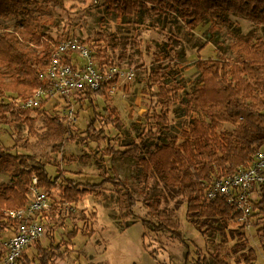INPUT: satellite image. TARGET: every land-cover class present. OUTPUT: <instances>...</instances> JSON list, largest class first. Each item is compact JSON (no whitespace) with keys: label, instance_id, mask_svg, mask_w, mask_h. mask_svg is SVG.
Wrapping results in <instances>:
<instances>
[{"label":"rangeland","instance_id":"obj_1","mask_svg":"<svg viewBox=\"0 0 264 264\" xmlns=\"http://www.w3.org/2000/svg\"><path fill=\"white\" fill-rule=\"evenodd\" d=\"M29 9L35 20L34 26L52 40L53 48L63 38H76L97 53L99 42L103 45L106 43L98 41V33L108 37L113 34L116 39L110 46L115 48L109 49L112 58L122 71L132 75L123 76L106 98L93 96L90 105L77 107V122L66 139L56 144L47 143L42 138L47 120L60 118L66 110L61 105L55 107L58 100L50 102L44 110L14 108L37 118V133H31L25 124L0 122V149L14 155L27 154L33 156L34 160L27 163L0 162V184L12 182L9 167L21 170L38 164H45L51 176H55L57 169H60L75 178L100 183L104 175H110L115 170L121 179L138 183L136 159L123 153L111 157L106 150L112 147L124 151L142 139H146L145 143L150 145L164 142L166 136H179L182 139V133L188 129L190 121L201 116L198 112L187 111L178 103H161L154 99L153 93L158 88L149 85V74L155 63V54L160 52L161 47L170 43L184 52V64L191 66L184 71L189 89L197 77V68L193 64L199 58H234L231 44L235 40L237 25L243 34L264 38L263 22L235 14L231 15L232 27L219 25L210 34V21L189 28L175 17H159L154 12L140 13L131 19L122 18L108 12L104 0H36ZM24 18L0 17V32L22 31ZM211 35L214 40H211ZM11 96L15 97L17 93L6 92L3 100L8 101ZM107 108H116L121 121L115 125L97 121V128H102L104 132L94 136L88 134L86 129L94 116L104 114ZM164 111L168 112V127L158 123V116ZM7 116L10 117L11 112ZM224 129L232 131L234 126L227 123ZM100 155H103L102 159H99ZM60 195V189H55L48 198L50 204L59 200ZM134 197V215L125 217L116 189L105 183L85 196L78 205L64 208L60 215L51 211L49 218L44 216L46 228L43 237L29 245L24 252L35 256L37 243L44 248L52 247L57 254L53 264H215V245L222 242V236L204 234L195 228L190 221L193 217L189 214L184 195L177 187L166 183L159 171L151 174L146 194L135 192ZM149 198L160 200L161 208L179 222L180 238L168 231H155L147 225V221L155 222L148 214L146 202ZM250 221L252 224L245 228L247 245L235 253H229L223 261L246 264L241 256L254 248L257 252L254 264H264V232L260 231L264 216L255 215ZM197 224L202 225V222ZM239 225L234 220L229 221L230 228H239ZM72 230L77 231V236L69 241L68 233ZM10 234H0V242ZM226 239V247H232L237 241V237H232L229 231ZM0 264H3V259Z\"/></svg>","mask_w":264,"mask_h":264},{"label":"trees","instance_id":"obj_2","mask_svg":"<svg viewBox=\"0 0 264 264\" xmlns=\"http://www.w3.org/2000/svg\"><path fill=\"white\" fill-rule=\"evenodd\" d=\"M34 1L36 0H0V17H25L22 31L0 32V122L25 124L31 133L36 134L37 118L32 117L29 112L20 113L14 110L13 102L3 100L6 92H15L21 98L30 96L40 84V72L48 63L53 42L34 26L35 20L29 9ZM104 2L108 12L122 18L131 19L140 13L154 12L159 17H175L189 28H196L210 21V34L214 33L219 25L232 27L233 14L264 23V0ZM238 29L237 25L235 40L231 44L234 58H199L193 64L197 68V77L189 89L184 71L191 66L184 64V52L166 43L160 52L155 54V63L149 74V85L158 88L157 92L153 93L156 102H175L187 111L198 112L201 116L190 121L188 129L182 133V139L179 136H166L164 142L154 145L146 144V139H142L140 143L131 144L124 151L114 150L112 147L106 150V154L111 157L123 153L136 159L138 183L121 179L115 170L110 175H104L101 182L97 183L75 178L60 169H57L55 176H51L45 164L26 166L21 170L9 167L12 182L0 184V234L13 231L17 219L8 216L6 211L26 207L34 177H37V187L46 191L49 197L55 189L59 188L61 191L60 199L51 204L49 213L43 211V216L47 218L51 211L60 215L64 208L78 205L85 196L95 192L105 183L116 189L123 215L132 217L136 204L134 193L145 195L149 178L153 171L157 170L163 175L166 183L177 187L184 195L188 202L189 214L193 217L190 221L195 228L204 234L222 236V242L215 245L214 263L230 264L223 259L229 253H235L247 245L245 228L252 222L241 224L239 228H230L229 221H235L239 213L223 196L208 200L205 197V189L214 175L232 172L250 161L253 154L264 146V38L243 34ZM98 36V41L106 42L104 45L99 42L96 48L98 57L102 63L114 62L109 49L115 48L110 45L116 37L113 34L108 37L103 33H98ZM211 40H214L212 35ZM93 96L106 98L107 94L102 88L95 91ZM93 96L87 92V99L90 101H80L79 108L90 105L94 100ZM8 112H11L10 117L7 116ZM164 112L158 116V123L168 127V112ZM97 121L115 125L121 118L116 108H107L104 114L94 116L86 129L88 134L94 136L104 132L102 128H97ZM75 123L66 126L60 118H50L46 122L47 128L42 139L52 144L62 142ZM227 123L234 126L232 131L224 129ZM96 154L98 155L97 152ZM99 157L102 159L103 155ZM28 160H34V157L27 154L14 155L0 149V162L27 163ZM258 195L254 204V216H264V185L259 189ZM146 203L148 214L155 219V222L147 221V225L155 231H168L180 238L179 222L161 208L160 200L149 198ZM197 222H202V225ZM227 231L232 237H237L232 247H226L224 244L227 242ZM260 231L264 232V225ZM76 236V230L70 231L69 241ZM262 248L264 250V243ZM36 249L35 256L23 252L17 264H53L57 255L54 248H44L37 243ZM256 258L257 252L254 248H250L247 254L241 256L246 264H254Z\"/></svg>","mask_w":264,"mask_h":264},{"label":"built area","instance_id":"obj_3","mask_svg":"<svg viewBox=\"0 0 264 264\" xmlns=\"http://www.w3.org/2000/svg\"><path fill=\"white\" fill-rule=\"evenodd\" d=\"M115 62L102 63L98 52L87 43L76 38H63L52 47L46 68L40 72V84L27 98L10 97L19 110H44L53 100L55 107L64 106L60 119L66 126L77 122L76 110L82 100L86 102L87 92L93 93L104 88L106 94L115 89L120 79L132 73L125 72ZM85 98V99H84ZM58 108V107H57ZM76 109V110H75ZM60 114V112H58ZM37 177L31 186L33 197L26 207L7 211V215L17 219L10 236L0 242V256L3 264H17L24 250L40 240L45 233L43 211L49 213L50 202L46 191L37 187ZM264 185V148H259L250 161L238 166L232 172L214 175L205 189V197L215 200L225 197L239 213L237 223L247 224L256 212L254 204L259 197V189ZM257 197V198H255Z\"/></svg>","mask_w":264,"mask_h":264}]
</instances>
